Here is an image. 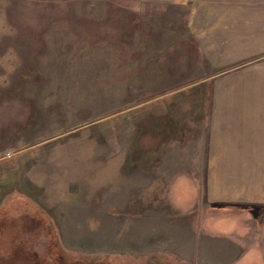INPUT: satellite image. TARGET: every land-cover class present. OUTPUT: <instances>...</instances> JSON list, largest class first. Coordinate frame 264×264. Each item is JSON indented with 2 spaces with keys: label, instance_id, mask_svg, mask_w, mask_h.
Returning <instances> with one entry per match:
<instances>
[{
  "label": "rangeland",
  "instance_id": "obj_1",
  "mask_svg": "<svg viewBox=\"0 0 264 264\" xmlns=\"http://www.w3.org/2000/svg\"><path fill=\"white\" fill-rule=\"evenodd\" d=\"M182 1L0 0V264H260L239 255L264 206L231 240L246 207L175 185L204 164L174 155L201 130L158 123L205 103L172 91L192 75Z\"/></svg>",
  "mask_w": 264,
  "mask_h": 264
},
{
  "label": "crops",
  "instance_id": "obj_2",
  "mask_svg": "<svg viewBox=\"0 0 264 264\" xmlns=\"http://www.w3.org/2000/svg\"><path fill=\"white\" fill-rule=\"evenodd\" d=\"M182 2L190 4L192 75L181 78L190 83L172 91L190 92L205 103L159 106L158 123L181 119L201 130L193 134L200 140L182 152L188 156L174 155L204 164L195 173L193 168L179 173L175 185L181 192L184 185L193 187L192 193L203 188L210 204L246 207L240 211L246 230L229 233V239L241 241L252 236L256 207L264 206V0ZM175 63H182L179 50ZM168 155L161 157L168 160ZM257 234L261 235L255 233L252 244L245 243L239 258L264 264V236Z\"/></svg>",
  "mask_w": 264,
  "mask_h": 264
},
{
  "label": "flooded vegetation",
  "instance_id": "obj_3",
  "mask_svg": "<svg viewBox=\"0 0 264 264\" xmlns=\"http://www.w3.org/2000/svg\"><path fill=\"white\" fill-rule=\"evenodd\" d=\"M59 257H61V258H62V255H61V256H59ZM62 263H63V262H62ZM73 263H75V261H73V262H72V261H68V260H66V261H65V264H73Z\"/></svg>",
  "mask_w": 264,
  "mask_h": 264
},
{
  "label": "bare ground",
  "instance_id": "obj_4",
  "mask_svg": "<svg viewBox=\"0 0 264 264\" xmlns=\"http://www.w3.org/2000/svg\"><path fill=\"white\" fill-rule=\"evenodd\" d=\"M2 261V260H1Z\"/></svg>",
  "mask_w": 264,
  "mask_h": 264
}]
</instances>
